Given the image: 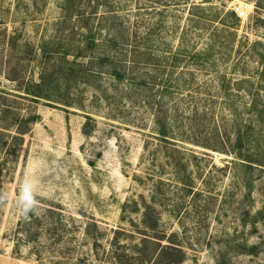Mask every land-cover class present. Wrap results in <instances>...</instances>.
<instances>
[{"label":"rangeland","instance_id":"374dc122","mask_svg":"<svg viewBox=\"0 0 264 264\" xmlns=\"http://www.w3.org/2000/svg\"><path fill=\"white\" fill-rule=\"evenodd\" d=\"M79 3L0 0V264H264V0Z\"/></svg>","mask_w":264,"mask_h":264},{"label":"trees","instance_id":"16d2710c","mask_svg":"<svg viewBox=\"0 0 264 264\" xmlns=\"http://www.w3.org/2000/svg\"><path fill=\"white\" fill-rule=\"evenodd\" d=\"M79 1L81 2V0H75V2H73L72 0H65V3H66L65 7H66L67 13H69V14L77 13L79 16V19L83 22L88 23L89 25L91 24V22L95 21V19H97V21H98L97 23L101 24V26H103L104 22H107V19H108L107 15H103V14L98 15L97 12H95V10H97L98 6H95L94 4L93 5L92 4L91 5L82 4V6L84 8V9H82V6L80 5ZM89 11H92V12H89ZM231 15H233L234 18H237V15L235 13H232ZM110 20H114V19L111 17V19H109L108 22H110ZM110 26L114 27L115 25L110 23L109 27ZM109 27H108V31L109 32L113 31V29L109 28ZM101 37H102V32H99V35H98V33H96V31L89 30V36L84 38V42L82 44L83 49H85L87 51H94V50L100 49L99 47H102V45L105 46V48L107 50V56L105 57L104 60L111 65H116V64L121 65L119 71L116 70L114 73L115 78L119 79V80L126 78L125 76H123V73H122V70H123L122 65H124L125 63H123L122 60H119V59L123 58V54H118V50L120 49V48L118 49V47L121 46V44L119 45L118 38L108 40V39H104V38L101 39ZM109 52H111L112 54ZM114 54H117L119 57L114 58L113 57V56H115ZM76 57L78 58V55H76ZM38 86H40V85H38ZM31 96H33L35 98H39V99L48 100L46 98H43L41 96H36L33 94H31ZM48 101H51V100H48ZM67 107H70V106H67ZM87 120L89 121L90 117H87ZM29 121L31 122V125L36 124L39 121V116L37 114H33L29 118ZM86 127H85V129H88L89 125H87ZM17 133L19 136L13 137V141H12L13 147L22 146V144H21V142L23 140L22 136H24L25 133H23L22 130L19 128L17 129ZM2 135L3 134L0 133V136H2ZM159 137L162 139L163 143H166V144H167V142L169 143V141L167 140V136H166L165 131H160ZM172 152L180 153V151L178 149H175V148L172 149ZM180 164H181L180 160H179V163H177L175 160L173 162L170 161L169 164H166V166L171 170L173 175L176 174L178 177L183 178L179 175L180 174V171H179ZM163 175H164L163 172H161L160 179H162ZM159 186L163 187L165 189H169V188H167L169 186H166L163 181L159 182ZM183 188H185V189L188 188V190H189L188 192H190V193L194 192V188L189 189V186L187 187V184L183 183ZM145 211L147 213H152L155 211V209L153 206L145 205ZM148 228H151V227L149 226Z\"/></svg>","mask_w":264,"mask_h":264},{"label":"clouds","instance_id":"9594fccd","mask_svg":"<svg viewBox=\"0 0 264 264\" xmlns=\"http://www.w3.org/2000/svg\"><path fill=\"white\" fill-rule=\"evenodd\" d=\"M8 194L3 190H0V203L7 202ZM16 207L19 213L27 217L29 213L40 214L38 208V201L34 196V184L29 179L27 174H25L24 180L22 182V191L18 200L16 201Z\"/></svg>","mask_w":264,"mask_h":264},{"label":"built area","instance_id":"2783aa9c","mask_svg":"<svg viewBox=\"0 0 264 264\" xmlns=\"http://www.w3.org/2000/svg\"><path fill=\"white\" fill-rule=\"evenodd\" d=\"M247 6H237L234 8V12L238 15L239 18H243L246 15Z\"/></svg>","mask_w":264,"mask_h":264}]
</instances>
